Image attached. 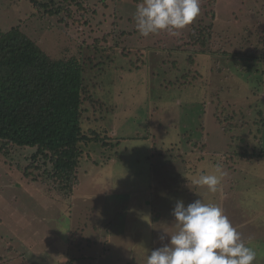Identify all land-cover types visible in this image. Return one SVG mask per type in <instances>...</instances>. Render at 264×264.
Returning a JSON list of instances; mask_svg holds the SVG:
<instances>
[{
  "label": "rangeland",
  "instance_id": "rangeland-1",
  "mask_svg": "<svg viewBox=\"0 0 264 264\" xmlns=\"http://www.w3.org/2000/svg\"><path fill=\"white\" fill-rule=\"evenodd\" d=\"M140 2L0 0V34L19 27L52 59L82 65L97 101L87 125L105 135L81 143L68 193L36 148L0 153V264H146L176 231V201L199 198L223 208L264 264V157L231 165L226 154L232 134L260 144L264 0H200L190 25L147 37L134 20ZM211 21L208 45L221 47L200 54L189 35ZM217 164L226 174L215 193L192 184Z\"/></svg>",
  "mask_w": 264,
  "mask_h": 264
},
{
  "label": "trees",
  "instance_id": "trees-1",
  "mask_svg": "<svg viewBox=\"0 0 264 264\" xmlns=\"http://www.w3.org/2000/svg\"><path fill=\"white\" fill-rule=\"evenodd\" d=\"M210 16L214 17V13ZM213 26L212 21L200 25L189 35L193 43L201 44L197 50L200 54L221 47L213 49L208 45ZM82 70L76 59H52L19 27L0 34V153L10 146L36 148L34 160L43 158L51 163L52 179L67 193L79 182L81 143L105 138L87 125L91 119L87 103L95 105L97 101L88 96L90 86L83 84ZM254 118L257 124H253L252 132L255 135L258 131L259 146L250 149L247 143L235 141L242 135L232 134V148L226 150L230 153H226L228 162L235 157H264V110H257ZM102 143L107 142L104 139ZM200 150L203 153L204 147ZM75 260L74 257L66 263Z\"/></svg>",
  "mask_w": 264,
  "mask_h": 264
},
{
  "label": "clouds",
  "instance_id": "clouds-1",
  "mask_svg": "<svg viewBox=\"0 0 264 264\" xmlns=\"http://www.w3.org/2000/svg\"><path fill=\"white\" fill-rule=\"evenodd\" d=\"M200 14V0H141L134 20L141 36L160 31L176 34ZM219 164L214 171H203L192 184L215 193L225 175ZM172 215L176 231L165 232L169 242L147 253L146 264H253L257 253L245 243L241 234L215 203L200 198L188 203L177 200ZM161 240L164 236L160 237Z\"/></svg>",
  "mask_w": 264,
  "mask_h": 264
},
{
  "label": "crops",
  "instance_id": "crops-1",
  "mask_svg": "<svg viewBox=\"0 0 264 264\" xmlns=\"http://www.w3.org/2000/svg\"><path fill=\"white\" fill-rule=\"evenodd\" d=\"M150 148H149V150L151 149V147L152 146H149ZM153 148V147H152ZM149 150L146 152V153H148V157H147V159L149 160V159H151V158H153V155H152V157H150V155H149ZM151 154H152V151L150 152ZM148 163V162H147ZM149 164H152V161L150 160V163ZM87 194H89L90 195V193H87Z\"/></svg>",
  "mask_w": 264,
  "mask_h": 264
}]
</instances>
